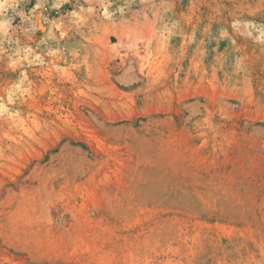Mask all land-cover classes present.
Here are the masks:
<instances>
[{"label":"rangeland","instance_id":"rangeland-1","mask_svg":"<svg viewBox=\"0 0 264 264\" xmlns=\"http://www.w3.org/2000/svg\"><path fill=\"white\" fill-rule=\"evenodd\" d=\"M0 264H264V0H0Z\"/></svg>","mask_w":264,"mask_h":264}]
</instances>
